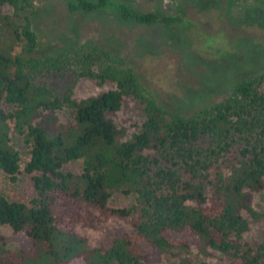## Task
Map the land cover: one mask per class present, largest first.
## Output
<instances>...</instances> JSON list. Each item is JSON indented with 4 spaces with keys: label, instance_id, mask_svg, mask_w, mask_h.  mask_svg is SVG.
<instances>
[{
    "label": "trees",
    "instance_id": "obj_1",
    "mask_svg": "<svg viewBox=\"0 0 264 264\" xmlns=\"http://www.w3.org/2000/svg\"><path fill=\"white\" fill-rule=\"evenodd\" d=\"M66 9L111 13L138 26L181 22L118 0H73ZM31 17L30 0H0V172L11 180L19 173L12 134L27 151L22 172L33 191L26 202L0 196V264H158L164 251L188 249L214 251L226 264H264V241L240 240L247 229L241 212L261 215L248 198L264 177V73L242 78L206 107L197 91L184 96L199 108L183 116L148 96L122 60L88 42L69 44L56 59L34 57ZM60 58L75 78L112 88L74 99L70 88L58 94L35 81ZM125 100L139 107L142 122L121 141L123 130L108 115ZM64 109L72 119L59 123L56 113ZM74 162L79 173L63 169ZM115 192L130 204L109 207ZM108 217L128 221L130 232L90 247L74 231Z\"/></svg>",
    "mask_w": 264,
    "mask_h": 264
},
{
    "label": "rangeland",
    "instance_id": "obj_2",
    "mask_svg": "<svg viewBox=\"0 0 264 264\" xmlns=\"http://www.w3.org/2000/svg\"><path fill=\"white\" fill-rule=\"evenodd\" d=\"M73 0H30L31 27L37 36L36 58H57L60 50L69 44L88 42L122 60L132 69L143 90L159 105L183 116L199 107H189L186 99L198 92L201 106L206 107L226 97L231 88L249 75L264 73V4L253 0H118L141 13H157L180 18L179 27L138 26L122 22L111 13L83 16L70 14L67 2ZM61 63L47 67L35 75V81L44 83L55 93L70 88L72 98L93 96L112 88L95 86L86 79H77L72 67ZM52 64H55L53 61ZM259 89L264 93V80ZM4 110H9L1 104ZM59 123L72 119V111L56 113ZM117 129L128 139L137 132L142 122L139 107L131 100L122 102L119 110L108 115ZM11 145L19 153V173L11 180L0 172V196L26 202L33 196L29 176L22 172L28 159L27 151L16 136L10 134ZM65 171L79 173L80 162L63 166ZM248 203L260 213L251 218L245 212L247 229L240 240L264 241V177L258 191L249 193ZM131 198L112 193L108 206L126 207ZM2 232L9 236L5 228ZM131 230L128 221L108 217L93 228L76 226L74 231L90 247L108 245L112 238ZM69 264H81L76 259ZM158 264H226L223 257L211 250L203 255L193 249L184 252L164 251Z\"/></svg>",
    "mask_w": 264,
    "mask_h": 264
}]
</instances>
